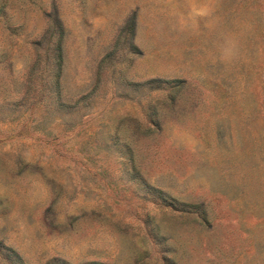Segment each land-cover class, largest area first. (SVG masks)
Wrapping results in <instances>:
<instances>
[{"label":"rangeland","instance_id":"rangeland-1","mask_svg":"<svg viewBox=\"0 0 264 264\" xmlns=\"http://www.w3.org/2000/svg\"><path fill=\"white\" fill-rule=\"evenodd\" d=\"M0 264H264V0H0Z\"/></svg>","mask_w":264,"mask_h":264},{"label":"trees","instance_id":"trees-1","mask_svg":"<svg viewBox=\"0 0 264 264\" xmlns=\"http://www.w3.org/2000/svg\"><path fill=\"white\" fill-rule=\"evenodd\" d=\"M51 26H53L55 33L57 34L54 50H55V57H56L57 65L60 66L61 54H62L60 42H61V37L63 34V29H62V24L60 20L56 16L53 18V24Z\"/></svg>","mask_w":264,"mask_h":264}]
</instances>
